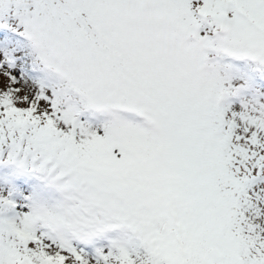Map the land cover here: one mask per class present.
Returning a JSON list of instances; mask_svg holds the SVG:
<instances>
[{
  "label": "snow or ice",
  "instance_id": "snow-or-ice-1",
  "mask_svg": "<svg viewBox=\"0 0 264 264\" xmlns=\"http://www.w3.org/2000/svg\"><path fill=\"white\" fill-rule=\"evenodd\" d=\"M0 264H264V0H0Z\"/></svg>",
  "mask_w": 264,
  "mask_h": 264
}]
</instances>
